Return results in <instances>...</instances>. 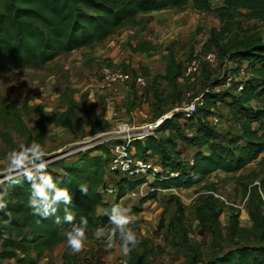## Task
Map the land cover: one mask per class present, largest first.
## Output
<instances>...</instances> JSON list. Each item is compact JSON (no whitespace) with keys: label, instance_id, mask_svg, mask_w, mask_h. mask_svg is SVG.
Here are the masks:
<instances>
[{"label":"rangeland","instance_id":"obj_1","mask_svg":"<svg viewBox=\"0 0 264 264\" xmlns=\"http://www.w3.org/2000/svg\"><path fill=\"white\" fill-rule=\"evenodd\" d=\"M219 7L218 0L210 3L211 9ZM248 16L244 9L200 13L188 4L180 10L139 16L137 19L148 21L145 29L124 28L89 49L59 54L42 66L0 71V178H3L7 153L18 150L21 144L37 142L44 147L45 157L67 158L77 151H85L92 140L99 142L122 125L141 126L168 113H178L193 97L205 93L236 95L238 85L250 75L245 68L242 75L238 71L231 73L237 65L229 57L244 43L264 41V21ZM211 31L214 33L210 34ZM139 42L148 43L152 50L131 52ZM207 54L213 56L211 63L203 61ZM192 59L197 68L185 75V66ZM111 68L127 73L131 79L103 85L102 74ZM226 75H233L229 83ZM137 76L142 78L143 85L135 84ZM215 83L217 86L213 87ZM248 105L258 107L253 102ZM68 109L78 119L70 129H65L56 115ZM209 111L210 118L215 120L211 128L217 133L219 143L225 144L227 138L239 134V126L221 102L214 103ZM198 118L199 113L193 114L191 121L180 130L190 135ZM178 149L182 161L189 162L193 150L180 146ZM262 156L237 173H213L189 190L156 192L155 199L140 207L131 225L141 237L149 238L152 246L162 249L161 254L152 250L145 261L148 264H205L235 247L259 245L251 237H233L227 233L232 216L238 228L250 227L246 211L251 197L254 203L251 210H258L260 219L264 220V207L260 210L259 203L254 202L259 178L256 163ZM145 160L160 173L156 158ZM51 169L57 171L55 166ZM108 184L116 191L114 180ZM210 192L227 205L209 195ZM114 196H104L103 201L112 204ZM166 197H175L180 202L182 227L168 228L175 211L173 203H162L161 198ZM138 199L125 195L118 204L136 207ZM210 206L219 211L216 221L221 227V238L210 232L203 233L196 218V209L207 215L206 207ZM103 213L101 209L97 211L98 215ZM159 223L162 228L156 232ZM105 228H111L109 222ZM94 233L86 232L85 247L79 253L72 252L63 235L50 253L32 259L31 264H126L128 254L121 251L122 242L118 238L108 248L105 238L97 239ZM162 236H166L165 240L159 241ZM4 237L0 233V240ZM0 264H16V261L3 260Z\"/></svg>","mask_w":264,"mask_h":264},{"label":"trees","instance_id":"obj_2","mask_svg":"<svg viewBox=\"0 0 264 264\" xmlns=\"http://www.w3.org/2000/svg\"><path fill=\"white\" fill-rule=\"evenodd\" d=\"M213 1L215 0H0V71L42 66L59 54L89 49L124 28L145 29L148 21L137 19L139 16L164 10H180L188 4L200 13H228L244 9L248 12V18L264 21V0H218L221 7L211 9L210 3ZM212 33L214 31L210 32ZM151 50L152 46L146 42H139L131 48L133 53H148ZM229 58L235 60L237 65L231 73H236L240 65L244 64L250 78L240 83L241 88L236 95H202V107L193 113H199L198 122L190 135H186L180 128L183 129L193 115L182 122L181 114L174 113L169 119L161 121L155 130V137H147L142 142L134 141V156L140 159L156 158L161 171L148 181L133 177L115 178L116 191L112 204L104 202L100 194L108 162L104 146L77 152L71 157L48 164L47 172L60 187L68 188L73 196L72 204L68 207L75 217V223L85 217L88 221L87 231H95L98 226L105 227L108 223L106 213L111 207L143 182H147L153 191L138 199L136 207H128L134 215L140 212V207L146 201L155 199L156 190H189L213 173H237L262 154L256 163L259 178L256 181L257 195L254 202H258L260 210H263L264 41L244 43ZM181 69L179 67L180 73ZM215 86L217 83L213 85ZM217 101L224 105L232 121L239 126V134L227 138L225 144L218 142L217 133L206 120L211 115L209 110ZM250 102L258 107L250 108ZM56 116L65 129H70L73 121L78 119L71 109ZM82 124L81 122L80 125ZM178 146L193 150L189 162L182 161ZM54 166L57 171L51 169ZM82 184L88 188L87 196L79 190ZM0 191L7 192V207L0 210V233L5 236L0 240V261L15 260L16 264H31L32 259L50 253L60 242L63 231L70 227L63 220L65 206L59 205L56 214L48 218L34 215L29 207L30 185L22 178L19 183L0 184ZM212 194L209 193L211 196ZM161 201L174 205L175 214L169 221L168 228L182 227V207L178 199L166 197L161 198ZM248 205L246 213L250 227L238 228L236 218L232 216L227 234L233 237H251L259 245L235 247L205 264H264V220L260 219L258 210H251L254 205L252 197ZM100 209L104 213L98 215L97 211ZM206 211L207 215H203L202 210H195L202 232H210L221 238V227L216 221L219 211L211 206L206 207ZM9 212L10 222L5 223L9 220ZM57 218L60 220L59 224L56 223ZM157 228L156 232H159L161 223ZM180 230L182 234V229ZM137 236L139 242L128 253L126 264H148L145 258L152 250L162 253L161 247L152 246L149 238L141 237L138 232ZM165 238L166 236H162L159 241H164Z\"/></svg>","mask_w":264,"mask_h":264},{"label":"clouds","instance_id":"obj_3","mask_svg":"<svg viewBox=\"0 0 264 264\" xmlns=\"http://www.w3.org/2000/svg\"><path fill=\"white\" fill-rule=\"evenodd\" d=\"M46 153L44 147L37 142L29 145L21 144L19 149L11 150L6 155V167L3 178H0V184L16 182L19 183L21 178L30 185L31 194L29 197V207L33 214L39 217L48 218L56 214L58 206L63 204L64 223L70 225L63 231L66 237L67 246L73 253H79L85 247L87 240L86 232L88 221L81 217L79 223H75V217L68 207L72 204L73 196L66 187H60L52 175L47 172L48 162L45 159ZM81 193L88 195V188L82 184L79 187ZM6 191H0V210L7 207ZM9 223L11 213H7ZM111 228L98 226L95 230L97 239L105 238L108 248L113 247L115 240L118 238L121 243V251L127 255L138 244L137 233L131 225L136 221V216L132 210L115 204L111 210L106 213ZM56 223H60L57 218Z\"/></svg>","mask_w":264,"mask_h":264},{"label":"built area","instance_id":"obj_4","mask_svg":"<svg viewBox=\"0 0 264 264\" xmlns=\"http://www.w3.org/2000/svg\"><path fill=\"white\" fill-rule=\"evenodd\" d=\"M213 56L211 54H207L203 57V61L205 63H211ZM196 62L195 59L190 60L184 69V74L189 75L190 73L196 70ZM244 66L241 65L238 69L237 74L242 75L244 72ZM182 71V70H181ZM131 78L127 73L121 72L116 69H107L102 74V83L103 85H110L114 83H123L129 81ZM233 79V75H226V83H229L230 80ZM136 85H143V80L141 77L137 76L134 79ZM241 88V84L238 85L237 91ZM202 96L193 97L189 99V101L182 107L179 108L178 113L181 114V121L185 122L190 119L198 108L202 107ZM171 113L167 115L160 116L156 121H152L149 124H144L141 126H132L127 127L122 125L118 127L117 131L111 133L103 138H100L99 142H95L92 140L90 145L85 148L92 149L96 146H104L107 149L108 162L105 169V182L102 188L100 189V194L104 197H111L115 194V190L108 184V181H112L117 177H126V178H135V179H151L154 174L159 173V170L156 166H151L148 164V161L145 159H140L134 156V150L132 147V143L134 141L142 142L147 137H155V130L159 126L160 122L163 119H169L171 117ZM207 123L211 126L215 123L214 119L210 117L206 119ZM82 152V151H77ZM77 152L70 154L68 156L74 155ZM170 176H175L174 174H169ZM153 190L147 185V182L141 183L134 190L127 193V197H138L141 198L145 196L148 192H152ZM156 192H165L156 190ZM212 194V193H211ZM212 196L218 200H221L225 203L221 198H219L216 194H212ZM226 204V203H225ZM227 205V204H226ZM232 206V205H231ZM264 207V204H263Z\"/></svg>","mask_w":264,"mask_h":264},{"label":"water","instance_id":"obj_5","mask_svg":"<svg viewBox=\"0 0 264 264\" xmlns=\"http://www.w3.org/2000/svg\"><path fill=\"white\" fill-rule=\"evenodd\" d=\"M45 159L47 160L48 164L52 163L55 160H58V159H56V157H45Z\"/></svg>","mask_w":264,"mask_h":264},{"label":"crops","instance_id":"obj_6","mask_svg":"<svg viewBox=\"0 0 264 264\" xmlns=\"http://www.w3.org/2000/svg\"><path fill=\"white\" fill-rule=\"evenodd\" d=\"M151 14H153V13H151ZM151 14H149V15H145V16H140V17H150ZM94 153H95V152H94Z\"/></svg>","mask_w":264,"mask_h":264},{"label":"bare ground","instance_id":"obj_7","mask_svg":"<svg viewBox=\"0 0 264 264\" xmlns=\"http://www.w3.org/2000/svg\"><path fill=\"white\" fill-rule=\"evenodd\" d=\"M161 123V122H160ZM90 145V144H89ZM88 147V146H87Z\"/></svg>","mask_w":264,"mask_h":264}]
</instances>
